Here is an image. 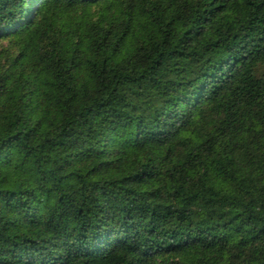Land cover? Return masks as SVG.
Listing matches in <instances>:
<instances>
[{
  "label": "trees",
  "instance_id": "1",
  "mask_svg": "<svg viewBox=\"0 0 264 264\" xmlns=\"http://www.w3.org/2000/svg\"><path fill=\"white\" fill-rule=\"evenodd\" d=\"M0 264H264V0H0Z\"/></svg>",
  "mask_w": 264,
  "mask_h": 264
}]
</instances>
